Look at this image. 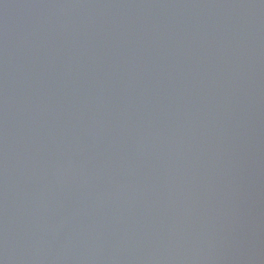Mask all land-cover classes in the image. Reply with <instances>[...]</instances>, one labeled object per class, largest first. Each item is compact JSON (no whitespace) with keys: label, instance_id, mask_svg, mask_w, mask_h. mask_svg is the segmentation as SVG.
<instances>
[{"label":"water","instance_id":"water-1","mask_svg":"<svg viewBox=\"0 0 264 264\" xmlns=\"http://www.w3.org/2000/svg\"><path fill=\"white\" fill-rule=\"evenodd\" d=\"M0 264H264V0H0Z\"/></svg>","mask_w":264,"mask_h":264}]
</instances>
